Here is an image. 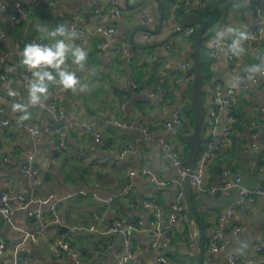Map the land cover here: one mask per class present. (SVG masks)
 Returning <instances> with one entry per match:
<instances>
[{
	"label": "crops",
	"instance_id": "crops-1",
	"mask_svg": "<svg viewBox=\"0 0 264 264\" xmlns=\"http://www.w3.org/2000/svg\"><path fill=\"white\" fill-rule=\"evenodd\" d=\"M17 1H21L28 9L27 17L22 23L13 24L10 16L0 10V54L5 55V60L0 61V117L39 121L41 126L62 125L65 126L66 133L63 144L57 143L56 136L33 142L27 134L5 128L4 138L0 142V189L25 194L30 191L21 164L28 153L34 152L40 182L37 195L63 199L58 207L60 222L51 224L45 239L59 241L63 238L70 243V248L61 256H54L47 250V241H28L25 250L18 253L20 264H159L156 260L158 253L165 254L176 264H231L229 259L232 255L240 258L234 264H256L264 258V251L257 248L264 241V195L251 202L244 196L240 197L235 188H220L212 194H198L191 186L196 198L195 209L204 227L203 247L200 235L198 242L194 240L198 229L192 224L189 214H186L178 218L172 237L162 242L158 250L148 246L146 235L154 209L143 204L140 198L157 199L166 214L178 191L177 186L171 182L157 185L140 176L135 179L126 198L100 203V198L117 193L123 187L129 179L130 168H139L141 164L149 166L165 179L174 177L171 160L161 145L164 128L157 122L170 118L175 107L183 109L189 106L190 88L184 84L176 85L174 76L179 61L192 55L189 31L194 27L178 32L160 46H134L131 55L126 56L119 46L111 47L107 35H96L93 32L97 24L95 7L99 6L103 12H110L113 0ZM115 1L122 9L119 17L111 18L116 35L127 38L132 47L133 42L139 46L161 40L170 31L164 24L158 33L139 29V16L144 8L152 15V29L157 28L160 13L157 0H146L141 6L133 8H128L125 0ZM139 1L131 0L134 6ZM210 2L213 3L214 0ZM216 2L222 6L224 14L215 24L214 37H217V29L225 24L239 26L244 30L261 22L264 16V0ZM254 5L259 10L254 9ZM175 6L166 8V14ZM57 24H64L69 28L72 24L76 32L72 39L88 50L84 68L76 69L77 75L85 77L83 83L86 87L75 94L72 89L69 91L59 86L60 83L50 82L49 93L44 101L52 99L56 90L63 88L60 105L62 113L53 116L45 106L38 104L30 106L26 110L28 117L22 118L23 113L13 105L18 101L27 103L28 90L24 87L27 66L21 63V53L16 49H23L29 42H51L53 38L46 37L45 29L50 30ZM177 25L178 22L172 28ZM80 31L86 32V36L80 38ZM145 35L150 38L146 39ZM231 37L229 35L224 39ZM100 43H106V47L100 48ZM244 46L246 51L235 56L233 61L226 58L211 59L208 51L205 54L208 61L203 97L205 107L211 101L213 90L218 87L235 93L232 108L234 130L229 133L228 146L222 150V154L218 152L226 145L216 150L210 159L207 180L214 185L219 184L226 165L230 166L233 176L239 175L241 178L257 174L262 169L258 166L262 164L261 160L250 152L247 145L252 140L264 139V130L260 125V108L264 107V78L260 73L250 77L247 67L264 59V33ZM66 63L73 69L76 68L70 60ZM253 77H258L257 82H250L248 91L244 83ZM135 81H143L145 84L140 98L142 101L138 102L134 98L130 100L132 102L125 101L122 92L132 93ZM9 88L14 89L16 94H10ZM164 92L165 98L159 100ZM185 118L188 124L186 133H189L192 131V118L186 114ZM93 119L107 121L99 142L95 141L93 130H87L81 125V122ZM144 124L156 126L154 138L150 142L143 139L140 127ZM232 134L233 139L230 137ZM169 144L178 148L181 154H186V141L171 137ZM125 145L132 146L134 151L124 158L114 155L108 162H101L102 157L110 150H120ZM86 153L89 157L84 156ZM52 156H57L55 162L51 161ZM95 162L98 165H92ZM240 185L242 186L241 183ZM254 186H264V179L252 187ZM37 208L38 204L32 202L24 209L14 210L12 222L0 221V241L7 246H14L23 235L21 230L30 232L39 220L46 219L50 204L41 206L42 216L39 220L32 214ZM229 209L233 212L225 216L226 247L220 252H213L208 241L211 232L216 229V217L225 215ZM117 219L123 224L132 223L137 229L124 230L121 226L115 232H103L104 228ZM232 225L239 226L238 233L230 234ZM188 232L193 233L192 240H189ZM129 238L132 255L119 262L117 252L124 249ZM7 256L12 258V253L8 251Z\"/></svg>",
	"mask_w": 264,
	"mask_h": 264
},
{
	"label": "built area",
	"instance_id": "built-area-1",
	"mask_svg": "<svg viewBox=\"0 0 264 264\" xmlns=\"http://www.w3.org/2000/svg\"><path fill=\"white\" fill-rule=\"evenodd\" d=\"M178 3H182L188 8H196L203 5V0H177ZM112 7L110 12H103L99 6H96L94 13L97 18V24L93 30L96 35H107L110 38L111 47L119 46L121 51L126 55L130 56L132 53L130 43L127 39L121 38L116 35V28L111 18L119 17L122 13V9L118 6L117 2L113 0ZM177 6V5H176ZM254 9H258L254 5ZM0 10L7 13L13 24H20L23 20L26 19L28 14V9L26 6L17 0L7 1L0 0ZM173 14V13H171ZM176 20L173 18V15H170L168 18L164 19L163 24L169 28V30L175 26ZM171 23V26H170ZM139 25L150 27L154 25L152 15L147 8H144L141 11L139 16ZM73 25L71 24V28ZM248 32V38L244 41V45L254 41L259 38L264 33V16L262 17L261 22L248 26L244 29ZM1 33V32H0ZM78 36L83 38L86 36V32L80 31ZM146 39H149V35H145ZM232 37L229 39H218L217 37H210L206 42L205 46L209 51V55L212 59L226 58L227 60H234L235 56L232 55L228 50V45ZM100 48H105L106 43H100ZM18 53L22 52V48L18 47L16 49ZM156 59V58H155ZM192 57L187 56L179 61L178 72L174 76V83L178 86L186 85L188 89L190 88V83L192 80V75L188 71ZM5 60V55L0 54V61ZM32 69L27 67L24 77V87L28 90L29 80L31 78ZM260 75L264 78V71L260 72ZM257 78H252L249 82L244 83V87L249 91L250 82H257ZM79 88V86H77ZM132 89L134 94H141L143 92L142 86L138 82H133ZM64 93L63 88H58L55 92L54 97H57L56 100H47L44 101L43 105L53 116H59L62 113L61 109V97ZM122 98L125 101H129L127 95H123ZM165 98V92L159 96V100ZM235 93L231 91H223L220 87L213 90L211 94V101L206 106V121H205V131L204 136L206 138V147L203 150H199V153L196 157L195 165L192 170L187 169L185 165V158L177 148L170 146L169 142L171 137H178L180 134L187 129V121L183 114L181 107H176L170 118L164 121V138L161 139V144L165 150L166 156L171 160L174 177L170 180L165 179L163 176L157 174L148 166H143L138 169H130L129 176L130 180L123 185V187L117 192L113 193L105 198H100L101 204L111 203L114 200L123 199L127 196L134 186V181L137 176H142L147 178L150 182L157 185H166L169 182L177 186L178 191H176L174 198L171 203L170 210L165 214L163 207L154 200L153 197H142L140 201L150 206L154 209L153 218L150 221V227L146 228V235L148 237V246L153 250L160 249L162 242H165L169 239L172 232L176 229V222L181 215L188 214V207L185 204V197L183 193V181L186 177L190 178L191 186L194 188L195 192L198 194L209 193L212 194L218 189H237L238 195L240 197H246L249 201L254 202L258 196L264 195V186H254V187H244L240 185L242 180L241 176H233L230 166L226 165L223 168L221 179L218 185H214L207 180L209 173L210 159L213 153L216 150H219L221 147L227 145L229 142L228 133L232 128L234 121L232 115V105L234 103ZM261 129L264 130V107H261ZM107 121L93 119L88 122L83 121L81 125L87 130L94 131V139L96 142H99L102 137V128ZM12 128L13 130L25 133L29 136L30 140L33 142L40 141L42 138L54 137L56 136L59 140V144H63L64 136L66 133L65 126H51V125H40L39 121H26L21 118H8L0 117V142L4 138V129ZM143 134V139L145 142H150L154 138V130L148 125L144 124L140 127ZM185 134V132H184ZM249 150L252 154L256 155L259 160L263 163L262 169L260 172L264 171V139L262 141H254L248 143ZM134 151V148L130 145L123 146L120 150H110L104 157H102L101 162H108L113 158L114 155L124 158L127 154ZM85 157H89V154H84ZM57 157H51V161L55 162ZM35 154L34 152L28 153L21 164V170L25 174L28 184L30 186V191L25 194L24 192L17 191L11 192L7 190H0V221H9L12 222V212L16 209H24L30 203L35 202L38 204V208L32 213L33 216L39 218L42 216L41 206L50 204V210L47 214V218L44 220H39L36 227L28 232L23 231L21 239L15 243L14 246H7L3 241H0V256L2 259V264H20L18 261V253L22 250H25L26 244L28 241L31 242H41L42 240L47 241V250H49L54 256H61L64 251L70 248V243L65 239L61 238L59 241H48L45 239L48 228L51 224H57L60 222L58 207L61 204V198H49L46 196L37 195L38 187L40 185L38 179V168L35 166ZM92 165H98L96 162ZM51 200H53L51 202ZM51 202V203H50ZM232 209L227 210V212L216 217V229H214L208 241V246L213 252L222 251L227 244L225 239L224 225L226 221V214H231ZM117 219L113 221L112 224L104 228L103 232L112 233L115 232L119 227L122 226L124 230H131V228L137 229L133 226L132 223H125ZM16 229H19L14 225ZM123 230V229H122ZM239 231L238 225H232L230 234H236ZM189 240L193 239V233L188 232ZM257 248L264 251V241L260 242L257 245ZM8 251L12 253V258L7 256ZM132 255V246L131 238L126 242V246L123 250L117 252V259L119 262H123L130 258ZM156 260L159 264H176L168 256L162 253L156 255ZM240 258L238 256L232 255L229 259L231 264L238 262ZM256 264H264V258H261L256 262Z\"/></svg>",
	"mask_w": 264,
	"mask_h": 264
},
{
	"label": "clouds",
	"instance_id": "clouds-1",
	"mask_svg": "<svg viewBox=\"0 0 264 264\" xmlns=\"http://www.w3.org/2000/svg\"><path fill=\"white\" fill-rule=\"evenodd\" d=\"M46 37L53 38L51 42H29L26 43L21 52V63L32 69L29 80L27 103L16 102L13 107L23 113L22 118H27L26 111L30 106L43 104L49 93L50 82H58L66 89L75 90L77 86L83 90L86 85L80 80L76 69H83L88 58V50L78 45L72 39L75 35L74 27L69 28L64 24H57L50 30L45 29ZM231 35L232 39L228 45L229 52L234 56H240L246 49L244 41L248 38V32L242 27L225 24L216 31L218 39ZM76 66L70 67L67 61ZM50 66V67H49ZM56 70V74L51 71ZM264 71V59L260 63L247 67L250 77ZM10 94L16 91L9 88Z\"/></svg>",
	"mask_w": 264,
	"mask_h": 264
},
{
	"label": "water",
	"instance_id": "water-1",
	"mask_svg": "<svg viewBox=\"0 0 264 264\" xmlns=\"http://www.w3.org/2000/svg\"><path fill=\"white\" fill-rule=\"evenodd\" d=\"M145 1L146 0H140L134 6L131 0H125V5L128 8L130 7L133 8L136 6L139 7L142 4H144ZM157 1L159 2V6H160V13L158 16L157 28L152 29L150 27L140 26L139 27L140 30H148L154 33H158L161 31L163 21L166 16L165 15L166 8L162 0H157ZM173 18L178 21V25L175 28H171L164 38L158 41L145 43L139 46H137L136 43L133 42V46L143 47V48L155 47L158 45L160 46L163 43L170 40L178 32L188 27L195 28V35H194L193 42H192V61L190 63V66L188 67V71L192 72V80L190 83V103H189L188 109L191 111V115L193 119V128H192V131L183 135V137L188 142V149H187L186 156H185V165L187 169L192 170L194 168L196 157L199 153L201 141L203 138V135H202L203 123H204L203 122L204 121L203 96H204L205 73L202 70L203 60L201 58V52H202L201 44L203 41V34H204V31L207 25V21L200 14L194 13V12L183 14L181 17L178 18L179 20L177 19V17H174V14H173ZM51 71L54 74L58 75L54 68H51ZM263 179H264V171L259 172L257 174H252L250 176L246 175L242 178L240 183L244 187H252L258 181L263 180ZM183 190H184L185 201L187 203L188 214L191 218V222L198 229L197 233L195 234L194 240L198 242L199 241L198 236L200 235L201 236L200 242H201V246L203 247L202 240L204 236V227L195 209V204L192 199V188H191L189 177H186L183 181ZM199 264L201 263L199 262Z\"/></svg>",
	"mask_w": 264,
	"mask_h": 264
},
{
	"label": "trees",
	"instance_id": "trees-1",
	"mask_svg": "<svg viewBox=\"0 0 264 264\" xmlns=\"http://www.w3.org/2000/svg\"><path fill=\"white\" fill-rule=\"evenodd\" d=\"M163 1V3H164V5H165V8H170V6H172V5H177V6H175L173 9H171V10H169V12L166 14L165 13V18L164 19H166V18H168L170 15H173L174 14V17H177V19L179 18V17H181L183 14H185V13H189V12H194V13H198V14H200L206 21H207V25H206V28H205V31H204V34H203V41H202V44H201V58H202V60H203V63H202V70H203V72L205 73V79L207 78V74H208V72H207V64H208V61L206 60V51H208V49H207V47L205 46V44H204V42H206L212 35L214 36V34H215V31H214V27H215V24L219 21V19L223 16V10H222V6H220L219 5V3L218 2H216V0H214V2L212 3V2H210V0H203V5L202 6H199V7H196V8H188V7H186V6H184L182 3H178L177 2V0H162ZM170 12H172L173 14H171ZM179 20V19H178ZM177 21V20H176ZM178 22V21H177ZM143 31V30H142ZM194 35H195V28H193V29H190V31H189V40H190V42H191V44H192V42H193V38H194ZM174 37V36H173ZM172 37V38H173ZM125 39H127V38H125ZM130 47H131V50L134 48V46L132 47V44H130ZM208 55H209V51H208ZM191 57H192V55H190ZM209 57H210V55H209ZM211 58V57H210ZM212 59V58H211ZM191 61H192V59H191ZM191 63V62H190ZM176 72L177 73H179L178 72V69L175 71V74H176ZM191 75H192V72H189ZM78 77L80 78V80L82 81V82H84L86 79H85V77H83V76H81L80 74L78 75ZM135 82H137V81H135ZM142 87H143V85H145V84H143V81H142V83H140V82H138ZM149 83V82H148ZM146 86H148L147 84H146ZM69 91H71V89H68ZM133 90V89H132ZM72 91L73 92H75V94H78V93H80L81 92V89L80 88H76L75 90H73L72 89ZM83 91V90H82ZM123 95H127V98H129L130 100L132 99V98H134L135 100H137L138 102H141L142 101V99H140V98H142L141 97V95H142V93L141 94H134V91L131 93L130 91H125V92H122V96ZM204 97V96H203ZM57 99V97H53L52 99H50V100H56ZM129 100V101H130ZM133 100V99H132ZM137 101H135V102H137ZM130 102H132V101H130ZM176 108V107H175ZM174 108V109H175ZM206 107H205V105H204V123H203V130H202V135H203V138H202V141H201V145H200V151L201 150H203L205 147H206V138H205V136H204V131H205V121H206V109H205ZM232 108H233V105H232ZM182 111H183V114L185 113L186 115H190V117L192 118V115H191V111L188 109V106H186V108H183L182 109ZM185 114H184V116H185ZM166 120V119H165ZM165 120H159L158 122H157V124H162V126H163V128H164V121ZM51 126H54V125H51ZM60 126V125H59ZM154 131H155V128H156V126H154L153 124H150L149 125ZM191 128H193V119H191ZM234 130V128L232 127L231 129H230V131H229V133L231 134V132ZM184 132H185V134H186V132H187V130H184ZM184 132L182 133V134H180L179 136H178V138L180 139V140H184V141H186L185 139H184V137H183V135H184ZM229 133H228V137H229ZM230 137H232V139L234 138V134H232ZM56 141H58L57 143L59 144V140H58V138L56 139ZM187 142V141H186ZM234 143V142H233ZM187 144H188V142H187ZM162 145V144H161ZM228 145H226L224 148H222V149H220L219 151L220 152H218V153H220V154H222V150H224L226 147H227ZM247 147H248V145H247ZM248 149H249V147H248ZM132 153V152H131ZM128 155V154H127ZM126 155V156H127ZM183 155V154H182ZM185 155L186 154H184L183 155V157L185 158ZM52 157H57V156H52ZM145 164H141V165H139L140 167H143ZM262 165H263V163L262 164H258V166H260V167H262ZM139 167V168H140ZM149 167V166H148ZM130 169H134V168H130ZM129 169V170H130ZM135 169H138V168H135ZM87 177H89V175H86ZM138 177H140V176H137L136 178H138ZM128 181L130 180V176H129V171H128ZM135 178V179H136ZM128 181H126L125 183H127ZM1 190V189H0ZM192 199H193V201L194 202H196V198H195V193H192ZM156 202H158L157 201V199H154ZM186 202V201H185ZM186 205H187V203H185ZM175 232V230L172 232V234L170 235V237H169V239L172 237V235H173V233Z\"/></svg>",
	"mask_w": 264,
	"mask_h": 264
},
{
	"label": "rangeland",
	"instance_id": "rangeland-1",
	"mask_svg": "<svg viewBox=\"0 0 264 264\" xmlns=\"http://www.w3.org/2000/svg\"><path fill=\"white\" fill-rule=\"evenodd\" d=\"M170 13H172V12H170ZM57 83H58V82H57ZM59 86H62V85H61V84H59ZM130 192H131V191H130ZM128 195H129V194H128ZM128 195H127V196H128ZM127 196H125L124 198H126ZM124 198H123V199H124ZM18 228H19V227H18Z\"/></svg>",
	"mask_w": 264,
	"mask_h": 264
}]
</instances>
